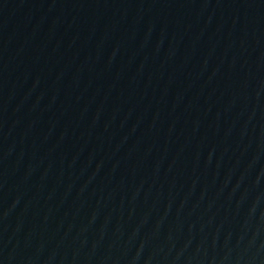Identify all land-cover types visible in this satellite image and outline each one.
Returning a JSON list of instances; mask_svg holds the SVG:
<instances>
[{"label":"water","instance_id":"obj_1","mask_svg":"<svg viewBox=\"0 0 264 264\" xmlns=\"http://www.w3.org/2000/svg\"><path fill=\"white\" fill-rule=\"evenodd\" d=\"M0 264H264V0H0Z\"/></svg>","mask_w":264,"mask_h":264}]
</instances>
